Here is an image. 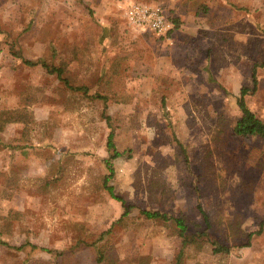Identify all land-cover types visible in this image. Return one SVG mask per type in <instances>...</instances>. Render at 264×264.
Wrapping results in <instances>:
<instances>
[{
  "label": "rangeland",
  "instance_id": "obj_1",
  "mask_svg": "<svg viewBox=\"0 0 264 264\" xmlns=\"http://www.w3.org/2000/svg\"><path fill=\"white\" fill-rule=\"evenodd\" d=\"M124 1L157 4L184 30L134 32ZM263 51L264 0H0V111L33 117L0 131V264H175L182 250V264H264V139L232 135L255 64L245 99L264 123ZM22 58L108 98L124 153L109 184L134 207L126 217L101 184L102 101ZM140 209L182 217L188 244ZM26 242L51 252L14 249Z\"/></svg>",
  "mask_w": 264,
  "mask_h": 264
},
{
  "label": "trees",
  "instance_id": "obj_2",
  "mask_svg": "<svg viewBox=\"0 0 264 264\" xmlns=\"http://www.w3.org/2000/svg\"><path fill=\"white\" fill-rule=\"evenodd\" d=\"M157 1H163V0H156ZM174 24V31L171 33L169 37H173L175 30L179 27L177 19H169ZM15 54V53H14ZM22 62L27 66H36L41 65L49 74H55L56 77L60 82L63 83L64 87L72 92H79L83 96L95 101L99 100L102 101L103 107L101 111V117L104 120L107 128L109 129L107 138H106V150L108 157L103 161L104 165L107 170V174L103 176L101 179L102 188L107 191V193L110 195L111 198L115 199L116 201L121 203V206L123 207V213L122 217H126L130 211L134 208L132 205H129L126 203V201L118 197L114 194V189L112 185H110V181L114 176V170L112 167V161L116 158L122 157L124 153L119 152L115 145V133L114 128L111 123V118L106 114V110L108 108V98L103 95L102 93H94L89 95V89L86 86H73L71 85L69 79L65 76V71L63 66L55 67L52 65L47 64L44 60H37V61H29L27 59L22 58ZM261 66H264V51H263V58L261 62ZM258 66L255 64L252 67L251 70V81L252 85L251 87H242L239 91V96L235 98L236 105L240 111V117L235 122V124L232 127V135L234 137H249V136H257L259 138L264 139V123L256 117V115L250 110L246 103V97L254 95V93L257 90V84L258 80L256 77V71ZM33 122L32 113L28 112L27 110L22 109H5L0 111V131L3 130L6 124L8 123H23L27 124ZM197 209L202 217V220L204 221L205 225L208 224L207 215L202 209L200 205H197ZM139 213L144 216L146 219L150 220H158L163 223L171 222L176 230V235L178 238L181 239L182 243V249L185 247L186 244H188L187 239V225L182 217H168L166 214L154 211H147V210H139ZM0 245H6L1 239H0ZM212 247V252L214 254H220V253H228L229 249L226 246L217 245L214 242L210 243ZM30 248V249H38L42 250L44 252L50 253L51 251L48 249H43L40 247H37L36 245H32L28 242L24 243L23 245L19 247H15L16 250H22L24 248ZM98 261L103 260V255L100 251H97ZM183 250L180 251V253L176 256L175 264H182L183 262Z\"/></svg>",
  "mask_w": 264,
  "mask_h": 264
},
{
  "label": "built area",
  "instance_id": "obj_3",
  "mask_svg": "<svg viewBox=\"0 0 264 264\" xmlns=\"http://www.w3.org/2000/svg\"><path fill=\"white\" fill-rule=\"evenodd\" d=\"M119 10L128 27L137 33L150 32L161 39H168L174 31V24L157 4L124 1L119 3Z\"/></svg>",
  "mask_w": 264,
  "mask_h": 264
},
{
  "label": "crops",
  "instance_id": "obj_4",
  "mask_svg": "<svg viewBox=\"0 0 264 264\" xmlns=\"http://www.w3.org/2000/svg\"><path fill=\"white\" fill-rule=\"evenodd\" d=\"M157 2H159V1H157ZM153 3H156V0H153ZM177 20H178V19H177ZM179 23L181 24L180 28H179L177 31L175 30V33H177V34H178L179 32H182V31L184 30V25H183V24H184V21H182V20L179 21V20H178V24H179ZM175 33H174V34H175ZM176 36H178V35H176ZM171 38H172V37H171ZM174 39L177 40L178 37H174ZM164 40H170V39H164Z\"/></svg>",
  "mask_w": 264,
  "mask_h": 264
}]
</instances>
